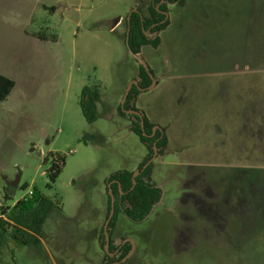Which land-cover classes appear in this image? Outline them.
<instances>
[{
    "label": "rangeland",
    "instance_id": "1",
    "mask_svg": "<svg viewBox=\"0 0 264 264\" xmlns=\"http://www.w3.org/2000/svg\"><path fill=\"white\" fill-rule=\"evenodd\" d=\"M150 3L0 0V75L15 83L0 102V214L30 191L61 202L44 226L42 245L10 243L0 253L1 264H107L101 243L108 179L136 170L148 154L131 131L134 119L118 108L140 65L125 44L126 20L137 8L147 14ZM168 8L172 23L161 33L164 45L145 54L157 85L144 103L167 134L187 137L193 128L187 124L193 116L190 101L195 94L204 97L191 92L192 86L199 88L196 71L251 67L236 59L235 28H226L227 39L208 52L205 41L215 40V34L200 35L188 20L193 24L203 20L200 11L216 15L219 9L231 26L237 14L222 8H264V0H180ZM180 16L184 22L174 27ZM119 19L122 25L112 31ZM40 34L48 40H39ZM222 54L227 58L221 60ZM85 86L99 87L105 107L99 105L93 125L79 106ZM108 110L111 119L102 116ZM215 127L227 136L212 133L209 151L184 143L179 152L167 145L157 156L151 180L162 189V200L143 222L118 216L114 244L128 238L133 249L116 264H264V157L226 153L234 142L233 126H212L213 132ZM86 134L95 138L86 143ZM52 155L63 159L55 182L48 176Z\"/></svg>",
    "mask_w": 264,
    "mask_h": 264
},
{
    "label": "trees",
    "instance_id": "2",
    "mask_svg": "<svg viewBox=\"0 0 264 264\" xmlns=\"http://www.w3.org/2000/svg\"><path fill=\"white\" fill-rule=\"evenodd\" d=\"M161 1L151 0L147 8V14L140 8H137L138 12L133 13L129 21L126 20L125 44L133 56L141 55V49L144 46L159 47L161 39L158 37V33L164 31L170 24L169 20L164 22L166 18L164 13L169 12L167 5L174 4L177 0H165L158 11L156 7ZM128 30L129 39L127 41ZM146 32H148V35L145 34ZM37 38L41 41L48 40L45 35L41 34L37 35ZM52 39L56 40L55 37H52ZM150 72L153 74L151 69ZM139 76L141 80L137 85H132L127 95L124 110L120 106L118 113L123 117L128 116L134 119L131 131L139 137L141 143L147 148L148 154L138 168V172H141L143 167L153 158L154 144H157L158 155L161 156L168 145V138L165 130H158L155 136L150 137L156 125L151 123L146 115L137 108L136 101L142 93L141 90H146L152 85V80L141 65H139ZM14 87V81L0 75V102L8 98ZM102 104V94L98 86H85L83 88L79 106L83 117L89 125H93L98 120L100 116L98 112L99 105ZM125 111L141 112L145 133L148 137H145L143 134L140 118L135 115H128ZM94 138V136L86 134L83 139L87 143ZM98 139L102 138L98 137ZM52 157L53 165L48 176L52 182H55L61 172L63 159L58 155H52ZM153 166L154 164L152 163L136 178L135 185L133 183V176L136 172L123 170L112 174L108 179L111 196L107 204L106 220L113 213L108 226V236L110 242L109 253L115 254V256L110 257L105 251L107 264L121 263L130 255L133 249L131 242H126L128 238H125L119 246L114 244V231L117 228L118 216L122 214L126 219L134 223L143 222L147 219L152 209L162 200V189L153 184L151 180ZM23 189H26V187ZM113 201L114 206H112ZM60 204V200L55 202L33 191L31 197L26 196L20 199L13 207L3 209L0 214V253L10 243H14L19 247H40L44 239V226L51 214L61 209ZM101 244V247L105 248L104 228H102Z\"/></svg>",
    "mask_w": 264,
    "mask_h": 264
},
{
    "label": "crops",
    "instance_id": "3",
    "mask_svg": "<svg viewBox=\"0 0 264 264\" xmlns=\"http://www.w3.org/2000/svg\"><path fill=\"white\" fill-rule=\"evenodd\" d=\"M222 9L236 13L238 20L236 22H233V24L229 26L226 22L223 21L224 14L223 12L221 13V10L217 9L218 14L216 15L214 12H211L212 14H210L206 13L205 11H203L201 14L200 11L199 16H202L203 20L194 21V19L193 24L191 20H188V27L193 29H200L202 31L200 35H205V30H207L208 33H211L208 35L215 34V40L213 39L212 42L205 41V44L210 47L208 52H211V50H213L215 46L222 45V43L225 41V38L227 39V34H229L227 33L228 28H235L237 32L233 33L232 35H237L238 52L236 59L242 60L243 65L247 64L251 67L240 68L236 70H228L226 68L219 70L209 69L207 71H196L199 74L201 73V75H198L199 79L195 80V82L198 80L200 81L196 82L199 88H196L194 90V87L192 86L191 92L196 93V90L202 91L204 97H196L195 94V96L193 97L195 99H192L191 97L190 100H192H189L194 105V107L191 108L193 110V116H190L187 122L188 125L193 126L191 133L192 135L186 137L185 134L181 132L182 135L179 134V136L176 137L172 133H166V136L168 138V146L169 149L173 146L172 150L179 152V147H182V144L185 143V146L187 144L190 145L187 146L191 147L193 151L195 149H203V151H209L210 148L208 147H210L212 143V133L218 135L219 137L227 136L223 134V130L219 127H215L213 132L212 126H233V131L235 133H231L233 134V136H235L234 142L227 144L225 149L226 153L232 152L236 153L239 156L264 157V8ZM200 10H202V8ZM182 18L183 16L179 17L174 27H176L177 23L184 22V18ZM169 22V26L164 31H166L172 23L170 15ZM122 23L123 22H121V19H119L112 28V31L119 24L120 27ZM224 24H227V26L224 27ZM224 30L227 33L225 35ZM161 33V43L159 47L153 48L152 46H144L141 49L140 55L142 59L147 64H149L148 66L152 70L155 80L157 79L156 74L150 67L151 63L146 59L145 54L149 52V49L151 48L160 51V48H162L164 45V38L161 36ZM204 39L205 37L203 36L202 41ZM204 54H207V51H205ZM221 56V60L227 58V56L224 54H222ZM138 73H136L135 71V74L126 85L123 93L124 96L126 95L129 87L133 85L134 81L139 82L141 80L140 76H138ZM204 78L207 81H204L203 84L202 80ZM224 78L228 79L225 81ZM214 86L217 87L213 89ZM223 87H227V89ZM151 90L144 91L138 96L136 106L141 104L143 101L141 107H139L140 110L146 115L151 123L156 125L157 122L149 114V112L151 113L152 107L146 106L147 102L144 103V97L151 95ZM176 105L179 106L180 103L178 102L176 103ZM108 112L109 110L107 112H104L102 116L111 119L110 113ZM201 116H203V118H201ZM202 125L203 129L200 127ZM245 128L249 131L244 132V130H246ZM230 130L232 131V128ZM202 135L203 141H200L202 139L200 136ZM218 146L221 147L220 145ZM146 156L139 163V166L145 160ZM139 166L136 170H133L131 172H137Z\"/></svg>",
    "mask_w": 264,
    "mask_h": 264
},
{
    "label": "water",
    "instance_id": "4",
    "mask_svg": "<svg viewBox=\"0 0 264 264\" xmlns=\"http://www.w3.org/2000/svg\"><path fill=\"white\" fill-rule=\"evenodd\" d=\"M160 5V4H159ZM157 10L159 11V6L157 7ZM138 11L137 10H134L131 14H130V16L133 14V13H137ZM165 14V16H166V18H165V21L168 19V17H169V14L168 13H164ZM130 16H129V18H130ZM129 18H128V21H129ZM146 35L148 34V32H146L145 33ZM128 39H129V30H128V32H127V38H126V40L128 41ZM132 55V54H131ZM133 56V55H132ZM138 61H139V63H140V65L146 70V72L149 74V76H150V78H151V80H152V85L148 88V90H151V89H153L155 86H156V80H155V78H154V76H153V74H151V72H150V68H149V66H148V64L142 59V57L139 55V56H134ZM138 84V82L137 81H134L133 82V85H137ZM131 87H132V85L129 87V89H128V91H127V93H126V95L124 96V99H123V101H122V109L124 110V106H125V101H126V99H127V95H128V93H129V91H130V89H131ZM143 91V90H142ZM125 113L126 114H128V115H135V116H138L139 118H140V120H141V128H142V131H143V134H144V136L145 137H148V135L145 133V129H144V122H143V117H142V114H141V112H136V111H125ZM158 129V127L156 126V127H154V130H153V134H152V136H154L155 135V133H156V130ZM151 137V136H150ZM153 149H154V155H153V158L143 167V169L141 170V172H136L135 174H134V176H133V183H134V185H135V180H136V178L142 173V172H144L155 160H156V158H157V156H158V150H157V144L155 143L154 144V146H153ZM112 206H114V201L112 202ZM149 215H151V213L149 214ZM112 217H113V213L110 215V217H109V219L107 220V222H106V225H105V228H104V231H105V233H107V231H108V226H109V223H110V221H111V219H112ZM149 217V216H148ZM128 241V240H127ZM106 242H107V244H106V252L109 254V245H110V243H109V238L108 239H106ZM111 256H113V255H111Z\"/></svg>",
    "mask_w": 264,
    "mask_h": 264
},
{
    "label": "flooded vegetation",
    "instance_id": "5",
    "mask_svg": "<svg viewBox=\"0 0 264 264\" xmlns=\"http://www.w3.org/2000/svg\"><path fill=\"white\" fill-rule=\"evenodd\" d=\"M164 1H165V0H162V1L160 2V5H158L159 8H160V6L164 3ZM178 2H179V0H177L174 4H176V3H178ZM169 5H173V4H168V5H167V8H168ZM158 6H157V7H158ZM157 7H156V8H157ZM165 17H166V16H165ZM168 20H169V17H168V19H167L166 21H168ZM166 21H164V22H166ZM164 22H163V23H164ZM161 32H162V31H161ZM161 32H160V33H161ZM160 33H158V37H159V38H160ZM147 35H148V34H147ZM147 90H148V89L143 90V91L141 90V92H144V91H147ZM139 110H140V109H139ZM155 127H156V126H155ZM157 127H158L157 130H160V131H161V130H164V129H161L159 126H157ZM157 130H156V132H157ZM155 134H156V133H155ZM154 136H155V135H154ZM151 137H153V136L151 135ZM137 172H138V171H137ZM126 242H127V241H126ZM109 243H110V242H109ZM106 244H107V242H106ZM109 255H110V257H114V256H115V254H110V253H109ZM111 255H113V256H111ZM114 264H116V263H114Z\"/></svg>",
    "mask_w": 264,
    "mask_h": 264
},
{
    "label": "built area",
    "instance_id": "6",
    "mask_svg": "<svg viewBox=\"0 0 264 264\" xmlns=\"http://www.w3.org/2000/svg\"><path fill=\"white\" fill-rule=\"evenodd\" d=\"M32 195H33V191H30L26 196L31 197Z\"/></svg>",
    "mask_w": 264,
    "mask_h": 264
}]
</instances>
